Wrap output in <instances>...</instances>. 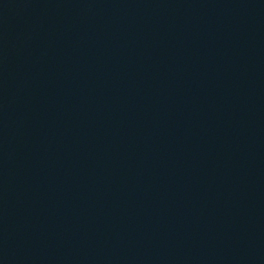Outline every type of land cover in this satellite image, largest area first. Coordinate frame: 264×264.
Listing matches in <instances>:
<instances>
[{
    "label": "water",
    "instance_id": "water-1",
    "mask_svg": "<svg viewBox=\"0 0 264 264\" xmlns=\"http://www.w3.org/2000/svg\"><path fill=\"white\" fill-rule=\"evenodd\" d=\"M0 264H264V0H0Z\"/></svg>",
    "mask_w": 264,
    "mask_h": 264
}]
</instances>
